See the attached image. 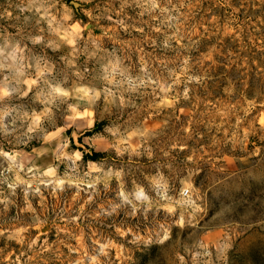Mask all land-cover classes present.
I'll list each match as a JSON object with an SVG mask.
<instances>
[{
	"label": "rangeland",
	"instance_id": "rangeland-1",
	"mask_svg": "<svg viewBox=\"0 0 264 264\" xmlns=\"http://www.w3.org/2000/svg\"><path fill=\"white\" fill-rule=\"evenodd\" d=\"M0 264H264V0H0Z\"/></svg>",
	"mask_w": 264,
	"mask_h": 264
},
{
	"label": "built area",
	"instance_id": "built-area-1",
	"mask_svg": "<svg viewBox=\"0 0 264 264\" xmlns=\"http://www.w3.org/2000/svg\"><path fill=\"white\" fill-rule=\"evenodd\" d=\"M185 193H187V191H185Z\"/></svg>",
	"mask_w": 264,
	"mask_h": 264
}]
</instances>
